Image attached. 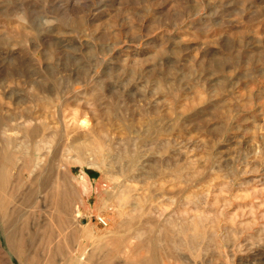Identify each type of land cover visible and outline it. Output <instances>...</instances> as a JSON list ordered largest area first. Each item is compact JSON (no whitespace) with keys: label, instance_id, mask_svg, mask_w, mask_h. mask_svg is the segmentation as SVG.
<instances>
[{"label":"rangeland","instance_id":"obj_1","mask_svg":"<svg viewBox=\"0 0 264 264\" xmlns=\"http://www.w3.org/2000/svg\"><path fill=\"white\" fill-rule=\"evenodd\" d=\"M145 260L264 264V0H0V264Z\"/></svg>","mask_w":264,"mask_h":264},{"label":"bare ground","instance_id":"obj_2","mask_svg":"<svg viewBox=\"0 0 264 264\" xmlns=\"http://www.w3.org/2000/svg\"><path fill=\"white\" fill-rule=\"evenodd\" d=\"M155 258V257H154ZM161 261V260H160ZM137 264H155V262L153 260H148V261H142V262H139Z\"/></svg>","mask_w":264,"mask_h":264}]
</instances>
